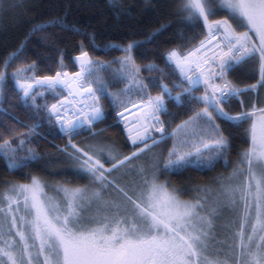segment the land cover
I'll list each match as a JSON object with an SVG mask.
<instances>
[{"label":"snow or ice","instance_id":"obj_1","mask_svg":"<svg viewBox=\"0 0 264 264\" xmlns=\"http://www.w3.org/2000/svg\"><path fill=\"white\" fill-rule=\"evenodd\" d=\"M174 2L182 23L193 28L202 23L207 32L186 51L173 49L163 57L165 68L174 65L180 72L179 83L172 87L145 82L140 76L142 68L134 54L142 43L139 41L119 48L123 57L107 63L92 59L81 48L80 55L73 58L79 71L71 79L63 71V57L59 61L61 70L54 76L28 75L35 62L10 74L21 99L30 102L37 113L42 108L48 123L58 126L59 132L69 138L61 151L74 171L89 183H58L54 186L56 195L50 197L46 192L48 182L33 176L31 183H12L0 193V264H264V96L260 93L264 89V0ZM108 3L117 6V0ZM220 10L226 15L214 19ZM52 26L64 24L55 19L36 24L31 31ZM16 55L13 53L0 67V103L9 79L7 68ZM249 62L259 66L257 83L241 87L227 78L236 67ZM113 63L119 65L112 69L113 80L126 85L117 94L109 92L103 75ZM184 65H188L187 70ZM143 68L164 72L155 63ZM150 83L159 88L158 94H151ZM201 85L203 93L197 95ZM37 86L44 91H38ZM176 88L180 90L174 94ZM57 89H67L74 101L81 97L76 101L79 107L71 113L74 120L61 115V109L67 113L63 101L59 106L37 104L46 91L59 95ZM249 92L254 95L243 99ZM133 93L139 96L137 103L121 99ZM104 98H110L117 109L118 123L127 119L128 104L142 113L126 124L134 146L128 156L121 157L107 145L80 148L72 143L81 130L93 137L105 131L94 130V125L105 118L101 104ZM233 99L241 105L236 115L226 110ZM168 102L203 107L169 132L161 119L167 114ZM121 108L124 111L118 110ZM217 120L234 126L249 123L245 130L249 147L227 177L214 178L219 187L197 186L196 194L184 200L180 190L171 188L170 181L161 183L159 176L192 166L211 170L221 160L225 166L231 163V139ZM36 127L33 125L30 131ZM21 135L25 138L19 139L16 147L10 140L0 143V156L9 169H19L37 158L33 149H27L23 157L17 154L26 143V134ZM169 138L173 147L166 158L153 153L150 166L132 165L134 159ZM102 158L111 166L106 168ZM114 172L118 176H112ZM133 174L136 179L120 185L119 180ZM110 189L115 197L105 198ZM228 210L231 218L218 223ZM221 233L223 239L219 238Z\"/></svg>","mask_w":264,"mask_h":264},{"label":"trees","instance_id":"obj_2","mask_svg":"<svg viewBox=\"0 0 264 264\" xmlns=\"http://www.w3.org/2000/svg\"><path fill=\"white\" fill-rule=\"evenodd\" d=\"M9 4L14 6L7 7ZM175 7L174 0H117L116 7L110 6L108 0H0V67L3 61L17 53L7 68L9 79L4 88L3 101L0 103V137L3 138L0 143L10 140L12 147H16L18 140L25 138L21 134H26V143L17 154L23 157L27 155V149H33L37 154L35 160L26 162V166L19 169H9L5 159L0 156V193L6 192L12 183L30 182L33 176L48 182L47 194H55L54 186L58 183L70 181L72 186L89 183L85 176L74 171L68 157L61 151L68 144L69 138L62 135L56 125L48 123L47 114L42 108L37 113L36 109L29 106L30 102L25 103L21 99L10 74L17 68H26L35 62L33 71L28 75L35 74L38 78L53 76L61 70V57L63 71L74 73L78 68L73 58L80 55L81 48L87 50L92 59L107 63L123 57L124 53L118 50L119 48L129 42L139 41L142 43L135 49L134 54L136 63L142 68L140 76L145 82H163L172 87L174 83H179L180 74L174 65L165 68L163 57L173 49L186 51L198 44L207 32L202 23L194 28L182 23ZM225 15L226 13L220 10V14L215 17L224 18ZM55 19L62 20L64 27L52 26L32 33L34 25ZM148 63H155L160 69H164V72L147 71L143 65ZM118 67V64L113 63L111 68L103 73L108 90L113 94L119 93L126 86L125 83L113 80L112 69ZM227 78L241 87L255 84L259 80V66L255 62L238 66ZM37 90L44 91L39 86ZM179 90L176 88L174 94ZM57 91L59 95L46 91L44 96L38 97L37 104L50 106L65 98L63 89ZM149 91L156 95L159 88L152 87L150 83ZM202 93L203 87H200L197 95ZM260 93L264 96V89H261ZM253 95L254 93L249 92L242 98L247 100ZM109 99L101 100L105 118L94 129L105 131L100 136L93 137L90 132L81 130L80 134L74 136L72 143L80 148L96 144L107 145L121 157L128 156L134 146L129 144L122 126L116 122L117 109H114ZM121 99L137 103L139 96L133 93L121 96ZM201 107L202 104L178 106L174 102H168L167 114L163 115L168 131L171 132L177 124L187 120ZM226 110L231 115H236L241 111V105L238 100L233 99ZM217 123L221 124L225 135L231 139V150L228 154L231 163L225 166L221 160L215 163L211 170L192 166L179 172L165 171L159 176V180L170 181L171 188L180 190L181 197L194 196L197 186L217 187L218 181L214 178L228 176L233 171L238 157L249 147L250 141L245 131L249 123L240 126L223 120H217ZM33 125H37L34 132L30 131ZM172 147L173 140L166 139L151 151L134 159L132 165L148 167L153 160V153H162L166 158L168 150ZM102 162L106 168L111 166L106 158H102ZM112 176H118V173L114 172ZM131 179H136L134 174L125 176L119 183L123 186ZM113 194L115 193L110 189L105 193V197Z\"/></svg>","mask_w":264,"mask_h":264},{"label":"water","instance_id":"obj_3","mask_svg":"<svg viewBox=\"0 0 264 264\" xmlns=\"http://www.w3.org/2000/svg\"><path fill=\"white\" fill-rule=\"evenodd\" d=\"M75 65H76V67L78 68V70H77L76 72H78V71H79V65L76 64V63H75ZM76 72H74V73H76ZM68 73H69V72H68ZM74 73H69V77H68V78L71 79V78L73 77V74H74ZM53 76H54V75H53ZM66 90H67V89H66ZM72 91H74V92L77 91V88H76V85H75V84L73 85V89H72ZM67 92H68V90H67ZM70 97H72V96H70ZM72 98H73V97H72ZM80 99H81L80 96H77V97H76V101H78V100H80ZM61 101L64 102V105H68L69 102H70V100H69L68 97H66V99H65V98L62 99ZM61 101H59V102L56 103V104L59 105V103H60ZM134 109H135V108L131 107V108L129 109L128 112H125V114H127V113L133 111ZM140 116H141L140 114H136V116H134V115H129V116H127V119H126L125 123L123 124V126L126 127V124H128L129 122L135 121V117L138 118V117H140ZM136 127L139 128V125H136ZM125 132H126V134L128 135V129H127V128H125ZM127 140H128V142H129V144H130L131 146H133L128 138H127Z\"/></svg>","mask_w":264,"mask_h":264},{"label":"rangeland","instance_id":"obj_4","mask_svg":"<svg viewBox=\"0 0 264 264\" xmlns=\"http://www.w3.org/2000/svg\"><path fill=\"white\" fill-rule=\"evenodd\" d=\"M214 19H223V18H217V17H214ZM241 31H243V29H240ZM252 39H253V41L254 42H257L256 41V37H255V35H252ZM88 103H91V101H87ZM202 107H203V105H202ZM209 143H210V141H208ZM152 157H153V155H152ZM227 177V176H226ZM132 180V179H131ZM161 183H163L162 181H160ZM28 183H31V181L30 182H28ZM214 187V186H213ZM217 187H219V182H218V185H217ZM56 195V193L55 194H48V196H55ZM107 197H105V198H114L115 197V194H113V195H106ZM193 196H189V197H186V198H184V197H181L182 199H184V200H188V199H191ZM223 219H221V220H219L218 221V223H220V224H224L225 222H226V220L227 219H229V218H231V210H228V211H225L224 213H223ZM4 231L5 232H7V226H5V228H4ZM6 239H7V237H5ZM219 238L220 239H223V234L221 233L220 235H219ZM42 259V258H41Z\"/></svg>","mask_w":264,"mask_h":264},{"label":"built area","instance_id":"obj_5","mask_svg":"<svg viewBox=\"0 0 264 264\" xmlns=\"http://www.w3.org/2000/svg\"><path fill=\"white\" fill-rule=\"evenodd\" d=\"M215 43H216V41H213V44H215ZM184 67H185V70H187L188 65H184ZM177 70L179 71V69H177ZM217 83H219V81H217ZM201 86H203V85H201ZM78 107L79 106L76 103H73L72 106L67 109V113L65 111H63V112H61V115L64 116L65 119L74 120L76 117L74 115H72L71 113L74 112ZM137 112L140 113L137 109L133 113H137ZM140 114L142 115V113H140ZM161 119L163 120V115L161 116ZM95 125H94V128H95Z\"/></svg>","mask_w":264,"mask_h":264}]
</instances>
